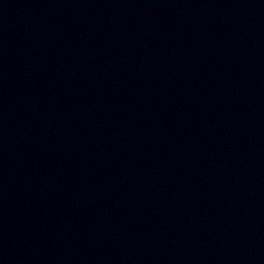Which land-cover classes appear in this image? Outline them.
<instances>
[{
    "label": "water",
    "instance_id": "95a60500",
    "mask_svg": "<svg viewBox=\"0 0 264 264\" xmlns=\"http://www.w3.org/2000/svg\"><path fill=\"white\" fill-rule=\"evenodd\" d=\"M0 264H264V0H0Z\"/></svg>",
    "mask_w": 264,
    "mask_h": 264
}]
</instances>
